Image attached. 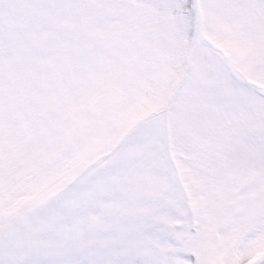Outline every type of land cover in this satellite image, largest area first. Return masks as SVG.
<instances>
[{
    "label": "snow or ice",
    "instance_id": "1",
    "mask_svg": "<svg viewBox=\"0 0 264 264\" xmlns=\"http://www.w3.org/2000/svg\"><path fill=\"white\" fill-rule=\"evenodd\" d=\"M0 264H264V0H0Z\"/></svg>",
    "mask_w": 264,
    "mask_h": 264
}]
</instances>
